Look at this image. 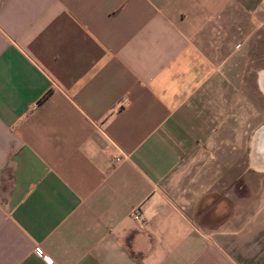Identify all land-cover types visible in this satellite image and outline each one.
Masks as SVG:
<instances>
[{
  "label": "crops",
  "instance_id": "1",
  "mask_svg": "<svg viewBox=\"0 0 264 264\" xmlns=\"http://www.w3.org/2000/svg\"><path fill=\"white\" fill-rule=\"evenodd\" d=\"M259 12L0 0V264H264L243 94Z\"/></svg>",
  "mask_w": 264,
  "mask_h": 264
},
{
  "label": "rangeland",
  "instance_id": "2",
  "mask_svg": "<svg viewBox=\"0 0 264 264\" xmlns=\"http://www.w3.org/2000/svg\"><path fill=\"white\" fill-rule=\"evenodd\" d=\"M256 16L258 21L255 25L244 29L245 33L250 35V41L244 45L246 61H244L243 94L251 104V112H249L251 121L245 131L252 138L264 126V88L261 83L264 73V12H259ZM259 173L260 178L263 179L264 170L259 169Z\"/></svg>",
  "mask_w": 264,
  "mask_h": 264
},
{
  "label": "bare ground",
  "instance_id": "3",
  "mask_svg": "<svg viewBox=\"0 0 264 264\" xmlns=\"http://www.w3.org/2000/svg\"><path fill=\"white\" fill-rule=\"evenodd\" d=\"M262 86L264 88V73L261 80ZM264 137V126L255 133V136L253 138V154H252V160L255 167H257L260 170H264V151L260 147V141L259 138ZM259 140V144H258ZM259 145V146H258Z\"/></svg>",
  "mask_w": 264,
  "mask_h": 264
},
{
  "label": "water",
  "instance_id": "4",
  "mask_svg": "<svg viewBox=\"0 0 264 264\" xmlns=\"http://www.w3.org/2000/svg\"><path fill=\"white\" fill-rule=\"evenodd\" d=\"M260 139H261V141H260V144H259V140ZM259 140H258V144L260 145L261 149H263V151H264V137L263 138H259Z\"/></svg>",
  "mask_w": 264,
  "mask_h": 264
},
{
  "label": "built area",
  "instance_id": "5",
  "mask_svg": "<svg viewBox=\"0 0 264 264\" xmlns=\"http://www.w3.org/2000/svg\"><path fill=\"white\" fill-rule=\"evenodd\" d=\"M117 160H120V158H117ZM137 217H138V216H137ZM37 251H38V253H40V254H41V252H40L39 250H37ZM45 258L48 260V262H49V263H52L51 259H49V258H48V257H46V256H45Z\"/></svg>",
  "mask_w": 264,
  "mask_h": 264
}]
</instances>
